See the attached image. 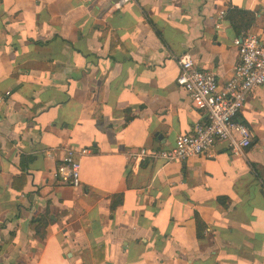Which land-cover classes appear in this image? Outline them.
Segmentation results:
<instances>
[{"label":"crops","instance_id":"0c3cea01","mask_svg":"<svg viewBox=\"0 0 264 264\" xmlns=\"http://www.w3.org/2000/svg\"><path fill=\"white\" fill-rule=\"evenodd\" d=\"M119 2L0 0V264H264V84L236 118L244 158L220 141L184 162L132 159L205 120L177 59L224 84L234 39L264 44V0ZM68 148L91 151L76 188L54 177Z\"/></svg>","mask_w":264,"mask_h":264},{"label":"built area","instance_id":"2783aa9c","mask_svg":"<svg viewBox=\"0 0 264 264\" xmlns=\"http://www.w3.org/2000/svg\"><path fill=\"white\" fill-rule=\"evenodd\" d=\"M128 1L120 0L116 6L120 8ZM223 16L221 13L219 18ZM233 46L239 60L232 77L224 84H219L212 73L199 70L191 54L185 53L177 59L179 76L176 85L187 94L195 108L204 112L205 120L196 124L191 133L178 136L173 149H141L132 156L133 160L184 162L190 157L211 155L220 141L228 143L233 157H245L252 144L251 134L236 118L250 92L264 84V44L256 35L242 34L234 39ZM90 152L89 149H66L54 172L55 180L66 186L79 187L80 161Z\"/></svg>","mask_w":264,"mask_h":264},{"label":"trees","instance_id":"16d2710c","mask_svg":"<svg viewBox=\"0 0 264 264\" xmlns=\"http://www.w3.org/2000/svg\"><path fill=\"white\" fill-rule=\"evenodd\" d=\"M228 18H229L231 25L236 30H239L241 27L247 28V26H242L239 22L244 23L246 20L247 24H249V22L252 21L250 14H248L247 12H244L242 10L236 9V8H231L229 10ZM197 223H198V221H197Z\"/></svg>","mask_w":264,"mask_h":264}]
</instances>
